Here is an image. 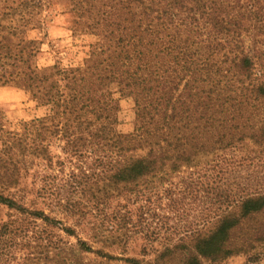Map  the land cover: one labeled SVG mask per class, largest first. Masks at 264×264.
Returning a JSON list of instances; mask_svg holds the SVG:
<instances>
[{
    "label": "trees",
    "instance_id": "obj_1",
    "mask_svg": "<svg viewBox=\"0 0 264 264\" xmlns=\"http://www.w3.org/2000/svg\"><path fill=\"white\" fill-rule=\"evenodd\" d=\"M56 12L69 16L73 36L103 37L81 64L45 33ZM34 31L44 37L31 38ZM45 46L51 63L42 62ZM108 84L134 100L133 134L116 132L120 102L100 92ZM8 85L28 88L49 114L12 132L4 130L0 113V141L10 156L0 157V207L18 217L0 224V264L15 251L24 253L23 264H82L85 255L101 264H152L95 250L79 237L76 227L91 215L79 195L92 180L74 179L63 193L46 180L22 189L27 172L14 160L16 148L28 173L36 159L45 168L55 159L60 167L70 164L73 178L76 171L88 178L86 171L98 166L107 199L128 189L139 195L152 179L163 183L210 163L208 187L222 199L217 211L228 210L217 212L209 231L199 228L188 241L166 244L159 259L216 264L264 244V181L226 187L224 168L260 167L264 160V0H0V87ZM51 143L58 145L57 158ZM58 209L75 227L52 216ZM56 232L75 238L76 246L65 248ZM99 234L97 243L115 245Z\"/></svg>",
    "mask_w": 264,
    "mask_h": 264
},
{
    "label": "rangeland",
    "instance_id": "obj_2",
    "mask_svg": "<svg viewBox=\"0 0 264 264\" xmlns=\"http://www.w3.org/2000/svg\"><path fill=\"white\" fill-rule=\"evenodd\" d=\"M60 2L65 4L67 0H60ZM48 13L43 14L47 16ZM68 19V15L56 12L51 22L45 27V33L49 35V41L55 44L56 49L67 52L73 64L78 65L88 58L92 45L102 43L103 37L99 34L73 36L69 31ZM30 36L40 39L44 37V33L34 31L30 33ZM44 51L47 53H45L42 62L51 63L52 57L48 54V46L44 47ZM88 85L96 86L93 81L88 82ZM100 92L112 93L120 102L116 132L119 135L133 134L136 126L134 100L123 96L118 91L116 84L105 85L100 88ZM0 113L4 130L22 132L26 122L47 116L49 109L43 105L41 100L34 99L28 88L8 85L0 87ZM57 146L55 143H51L49 149L50 154L55 158L59 155ZM0 157L5 161L10 160L2 141H0ZM62 159H64L63 155ZM14 160L20 166V171L27 172V174L23 173L25 177L22 184V189H27V191L35 186L40 187L42 180H46L53 186H60L63 189L62 193L70 190L69 183L74 179L84 182L92 180L83 185L86 187L81 188L82 193L79 195L84 203L87 202L91 215H88V220L84 222L86 224L76 227V231L79 237L88 241L95 250L103 249L116 257H132L152 264H178L179 257L177 256L174 257L177 260L173 263L169 262V257L159 259L164 246L169 243H180L183 239L188 241L189 237L198 234L199 228L206 227L204 230L209 231L216 222V214L221 213L222 210H228L224 206L219 212L217 211L218 201L222 202V199L208 187L210 177L213 176L210 171V163L168 177L163 183L158 182L157 179H150L151 183L139 195H137L138 192L130 193V189L124 193L114 192L112 194L118 198L111 200L112 194L107 199L102 191L101 186L105 177L98 166H93V170L86 171L88 178L84 179L78 171H76L78 178H73V167L68 163L60 167L57 159L51 167L47 168H45L43 160L36 159L33 163H29L28 173V170H24L23 163H21L23 158L17 148L14 150ZM259 164L260 167L258 164L257 166H247V164L224 166L226 187L229 182L231 184L246 183L248 186L250 184L248 180L251 178L258 179L260 177L259 180L264 181V160H261ZM35 173L42 178H37V181L33 180ZM225 189L223 187V190ZM12 191L18 192V189ZM125 197L134 198V200L128 204L123 200ZM28 198L31 199L32 195H28ZM46 211L50 214L49 210ZM63 212L58 209L52 216L62 220L66 225L75 227L76 221L66 217ZM114 215L116 216L115 220L112 218ZM15 219L18 217L14 212L0 207V224ZM107 228L110 232L107 231ZM98 231L100 232L99 237L113 239L110 240V243L115 242V245L112 248H106L103 244L97 243L93 236ZM54 237L56 240H60L67 249L69 246L75 247L77 244L75 238L67 237L61 232H56ZM258 251L259 254H256ZM8 258V264H23L24 253L15 251ZM84 258L82 264L105 263L95 255H85ZM112 264L124 263L113 262ZM216 264H264V244L257 245L255 252L250 251L247 255L233 256Z\"/></svg>",
    "mask_w": 264,
    "mask_h": 264
}]
</instances>
